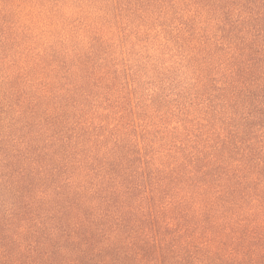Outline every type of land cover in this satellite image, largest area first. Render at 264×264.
I'll return each instance as SVG.
<instances>
[{
    "label": "trees",
    "instance_id": "obj_1",
    "mask_svg": "<svg viewBox=\"0 0 264 264\" xmlns=\"http://www.w3.org/2000/svg\"><path fill=\"white\" fill-rule=\"evenodd\" d=\"M56 4L69 36L55 53L71 59L58 80L44 75L55 54L29 33L2 57L13 60L0 79V264H264V23L225 13L264 0ZM194 8L223 9L197 52L218 95L194 120L184 109L173 131L156 120L138 131L113 79L91 104L105 78L74 41Z\"/></svg>",
    "mask_w": 264,
    "mask_h": 264
},
{
    "label": "rangeland",
    "instance_id": "obj_2",
    "mask_svg": "<svg viewBox=\"0 0 264 264\" xmlns=\"http://www.w3.org/2000/svg\"><path fill=\"white\" fill-rule=\"evenodd\" d=\"M2 1L5 0H0V79L4 76L5 63H11L13 60L3 59L9 53L7 48L11 47L15 38L20 42L24 35L29 33L27 36L37 45L43 44L50 48L49 52L55 54L52 65L45 69L44 75L57 72L58 80V61L69 60L63 52L55 53L60 46L58 38L69 36V32L58 28V0L28 2L27 6L16 0H11L8 5ZM222 10L169 9V14L164 18L167 9H157L156 16H152L150 23L145 25L135 18L122 32L113 30L110 34H90L85 31L81 37L83 41L79 42L81 39H77L73 42L77 45L73 56L77 53L85 55V60H89L91 64L86 68L92 71L94 65L99 69V76L107 78V81L103 79L101 84L96 83L98 86L94 88L96 90L91 104L95 103V100L103 101L102 103L106 101L103 97L107 91L105 84L113 79L115 89L118 86V92H113L112 100L121 98L128 110L125 115L131 112V100L137 113L138 131L155 120L163 130L173 131L183 119L184 109H190L189 113L193 115L194 120L200 107L207 106V100L211 98L209 94L212 93L213 97L218 95V92L214 91L218 86L213 88L207 76V59L204 58L205 65L202 67L203 56L199 57L197 52H200L204 45L201 39L209 37L211 33V20L222 14ZM250 11L258 15L261 13V18L256 24L264 23V9H226L225 13L236 12L233 17L238 20ZM159 15H162L163 19ZM256 17L257 15L254 18ZM193 31H197L199 35L195 39L189 38ZM73 37L71 36V39ZM69 47L73 48L72 43L66 45V48ZM184 105H188V108ZM145 111L150 113V116L145 115Z\"/></svg>",
    "mask_w": 264,
    "mask_h": 264
}]
</instances>
